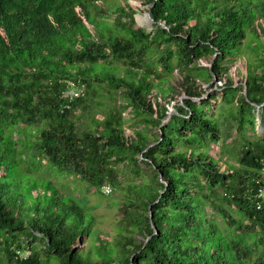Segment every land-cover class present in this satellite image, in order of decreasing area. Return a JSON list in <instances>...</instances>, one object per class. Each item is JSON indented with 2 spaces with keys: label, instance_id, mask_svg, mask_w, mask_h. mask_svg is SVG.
I'll use <instances>...</instances> for the list:
<instances>
[{
  "label": "trees",
  "instance_id": "16d2710c",
  "mask_svg": "<svg viewBox=\"0 0 264 264\" xmlns=\"http://www.w3.org/2000/svg\"><path fill=\"white\" fill-rule=\"evenodd\" d=\"M259 121L264 0H0V264H264ZM53 174L121 190L111 238Z\"/></svg>",
  "mask_w": 264,
  "mask_h": 264
},
{
  "label": "rangeland",
  "instance_id": "374dc122",
  "mask_svg": "<svg viewBox=\"0 0 264 264\" xmlns=\"http://www.w3.org/2000/svg\"><path fill=\"white\" fill-rule=\"evenodd\" d=\"M121 1V0H120ZM137 20H139L141 25H144L149 30L153 29V23L149 21L146 15L140 13L137 15ZM148 30V31H149ZM116 95L118 91H113ZM214 92V88L209 87L207 89V97L211 93ZM89 101H87L88 105L91 107L88 111H84V116L82 117V123L85 128L89 125H92L91 117L92 115H103L106 116L109 110L114 109L117 101L115 100V104L113 101L109 99L108 91H100V94L96 96L87 97ZM186 97L182 98L185 99ZM118 104V103H117ZM171 108V107H170ZM260 110V109H259ZM176 112L174 109L172 115ZM123 117L128 119V111H124ZM131 124V122H128ZM159 129L155 128V133H158ZM258 133L263 135L264 128L259 121V125L257 127ZM236 129L234 126L232 128H226V131L223 130L222 140L223 143L229 146V149L232 150L235 139H236ZM140 167L143 171V174L136 178L132 173L129 172L128 169L124 170L119 174L120 182L123 184L136 181L140 182L143 178L150 172V169L143 164H140ZM131 177V178H130ZM51 179L54 181L55 185L63 191L65 194L69 195L76 201H78L84 208L91 211L96 219H97V230L101 231L105 236L112 237L116 230L119 227V221L123 216V211L121 209V190H115L111 188V194L104 193L101 188L91 187L87 181H82L80 179H76L74 177L62 176L58 174H53ZM126 190V189H125ZM123 193V191H122ZM227 207L233 212L234 215H237L234 210L227 205ZM211 213V212H210ZM209 213V214H210ZM217 221L221 226H223V219L221 216H217Z\"/></svg>",
  "mask_w": 264,
  "mask_h": 264
},
{
  "label": "built area",
  "instance_id": "2783aa9c",
  "mask_svg": "<svg viewBox=\"0 0 264 264\" xmlns=\"http://www.w3.org/2000/svg\"><path fill=\"white\" fill-rule=\"evenodd\" d=\"M69 91L66 92V97L70 96V98H78L84 95V88L79 87L75 85L74 82H70L69 84ZM264 174V170H263ZM259 183V182H258ZM111 185L106 184L102 187L104 193L106 194H111ZM254 199H255V206L258 210H262L264 208V186L258 187L255 190H252ZM25 258L24 254L21 253L20 251H16V256H15V263L14 264H20L18 260H22Z\"/></svg>",
  "mask_w": 264,
  "mask_h": 264
},
{
  "label": "water",
  "instance_id": "95a60500",
  "mask_svg": "<svg viewBox=\"0 0 264 264\" xmlns=\"http://www.w3.org/2000/svg\"><path fill=\"white\" fill-rule=\"evenodd\" d=\"M138 15V14H137ZM137 15H136V17H137ZM146 15V17L147 18H149V20L154 24V22H155V20H154V18L152 17V14H151V11H149L147 14H145ZM138 21V20H137ZM161 26L162 27H164V28H166V26H165V24L164 23H162L161 24ZM141 27H143V28H146V27H144V26H141ZM147 29V28H146ZM147 30H149V29H147ZM149 31H151V30H149ZM245 90H246V88H245ZM207 96V95H206ZM184 98V97H183ZM258 109H260V107L258 106ZM173 111H174V108L173 107H171L170 108V110H169V112H168V116H167V118L163 121V124L161 125V128L171 119V117H172V113H173ZM176 113V112H175ZM162 135V134H161ZM153 146V145H152ZM163 179V178H162ZM162 182H164L163 180H162ZM151 218H152V213H151ZM153 228L155 229V232H156V227L155 226H153ZM149 239V238H148ZM147 239V240H148Z\"/></svg>",
  "mask_w": 264,
  "mask_h": 264
},
{
  "label": "bare ground",
  "instance_id": "6f19581e",
  "mask_svg": "<svg viewBox=\"0 0 264 264\" xmlns=\"http://www.w3.org/2000/svg\"><path fill=\"white\" fill-rule=\"evenodd\" d=\"M148 19H149V18H148ZM149 21H150V20H149ZM138 24H139L140 26H144V25H141V24H140L139 20H138ZM144 27H145V26H144Z\"/></svg>",
  "mask_w": 264,
  "mask_h": 264
}]
</instances>
